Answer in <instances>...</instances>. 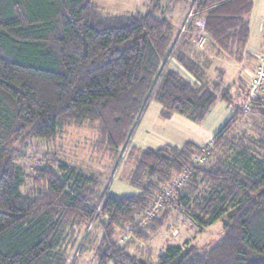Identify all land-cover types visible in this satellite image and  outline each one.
<instances>
[{
    "label": "trees",
    "instance_id": "trees-1",
    "mask_svg": "<svg viewBox=\"0 0 264 264\" xmlns=\"http://www.w3.org/2000/svg\"><path fill=\"white\" fill-rule=\"evenodd\" d=\"M163 2L177 6L183 0H148L144 9L123 15L104 14L94 0H0V264H70L80 231L94 223L103 234L98 264H264V127L258 157L234 134L245 113L231 86L209 78L208 64L199 61L206 53L193 57L181 50L187 47L184 34L164 17ZM253 5L254 0H191L189 9L200 13L188 23L187 15L185 24L194 29L196 19L205 17L208 49L242 64ZM172 59L199 83L171 69ZM239 96L246 101L245 94ZM250 100L251 112L264 120V95ZM153 101L162 105L163 118L176 114L195 123L224 102L231 118L210 143L216 161L192 167L211 145L191 141L129 149ZM86 124L97 125L99 145L111 157L130 150L123 177L137 194L104 190L99 174L56 153L44 154L31 174L23 173L17 144L53 141L65 128ZM188 167L187 187L174 190L163 204L164 219L145 226L148 231L138 238L151 240L177 212L200 232L224 221L222 239L206 252L187 242L169 245L156 263L130 253L117 240L118 229H136L156 195ZM26 182L30 187L23 193ZM201 186L208 192L194 203Z\"/></svg>",
    "mask_w": 264,
    "mask_h": 264
},
{
    "label": "rangeland",
    "instance_id": "rangeland-1",
    "mask_svg": "<svg viewBox=\"0 0 264 264\" xmlns=\"http://www.w3.org/2000/svg\"><path fill=\"white\" fill-rule=\"evenodd\" d=\"M147 1L148 0H94L106 15H123L137 11V9H144ZM180 5L182 7H178L179 5L172 6L167 2L160 3V8L164 17L177 21L174 22L176 32L179 31L180 35L183 36V34L190 31L194 36L193 40L190 38L191 41H188V46L181 50L185 51L187 54H191L193 57L199 52H201V54L209 52V54H212V57H214L217 52L208 49V44L211 40L210 34L204 46L199 47L196 42L197 37L194 33V29L188 31L185 29L184 32L182 31V29L186 27V19H183L186 13L189 16L191 11H195L198 14L200 10H192V8L186 10L188 2L187 4ZM196 5H198L197 2ZM198 18L206 20L205 17ZM186 40L188 39L186 38ZM262 49L263 45L261 47V50ZM169 63H171V61ZM232 63L236 65L234 62ZM207 64L210 65L209 62H207ZM239 87L240 85L234 87L232 94L237 98L236 103L243 107L245 114L240 117L239 124L234 134L236 137H242L244 142H246V145H248V148L254 154L258 157H263L258 149V143L260 140L259 127H264V120L258 114L251 112L249 93L245 101L243 96H239L242 93V91L239 90ZM243 89L247 90V87ZM261 96L263 95L261 94ZM147 111V114H145L146 116H143V121L141 119V122L138 124V128L130 142L129 149L135 145L138 147L146 145V147H149L148 145H163L162 143L166 139V136H173V134H176V132L168 133L165 129L163 131L161 128L157 129L156 127H154L153 131L145 132L144 126L157 124L159 126L165 123L161 114L160 117L162 118L157 116L156 112L155 114H152V104ZM230 117L231 113L228 111L221 120H219L217 126H214V123H212L209 128L210 133H216L219 131ZM186 122L195 126L187 120ZM176 131L181 136V132L177 129ZM99 137L100 134L98 132V127L95 124H86L83 128H77L74 125L69 126L59 134L56 140L29 139L17 144L16 149L20 154L17 162L22 168L23 173L27 175L33 172L34 166H37V159H40L47 153H56L60 155L61 158L81 166L87 171L99 174L101 187L104 190L117 195L136 194L138 190L135 187L128 185L123 177L125 172V175L129 174L130 168L126 165V161L130 150H120V155L118 157H111L108 151H106L102 145H99ZM210 145L209 148L204 149L201 154L194 157L192 167L208 166L216 161L217 156L212 158L215 153L213 144ZM210 158L212 159L210 160ZM198 161L203 162L199 163ZM191 174L192 168H186L180 175L175 176L171 182L156 195L154 202L146 212L144 218L137 223V231L134 227L127 225L118 229L117 240H120V243L129 247L130 253H133L138 257L140 256V258L148 259L152 263H156L158 255L169 245H184L187 242V246H193L200 252H206L222 239L224 236V221L221 220L212 227L206 229L204 232H200L191 219L180 215L177 212H171L168 215L169 217L167 220L165 219V225L160 228L157 233L152 235L151 240L144 241L138 238V236H140L139 232L142 230L147 232V228L152 225L155 220L164 219L165 213L162 211V207H164L170 199H173V192L175 189L182 190L187 187ZM28 187H30V184L26 182V186L22 189V192L26 193ZM207 192V187L201 186L200 192L196 194L198 197L193 198L194 203H198L204 196H206ZM164 202L166 203L164 204ZM103 220H105V218H101L100 221ZM145 226L148 227L144 228ZM102 235L101 230L97 227V223L86 224L80 231L78 240L71 250L70 264H98L97 247ZM87 237L89 238V241L87 240Z\"/></svg>",
    "mask_w": 264,
    "mask_h": 264
},
{
    "label": "crops",
    "instance_id": "crops-1",
    "mask_svg": "<svg viewBox=\"0 0 264 264\" xmlns=\"http://www.w3.org/2000/svg\"><path fill=\"white\" fill-rule=\"evenodd\" d=\"M187 2H188V5H187L186 10H189L188 6L191 0H183L181 4H187ZM178 7H182V6L179 5ZM186 16H187V13L183 19H185ZM249 21H250V37H249V41L247 45L248 57L245 59V61L242 64L234 62L237 65L236 66L230 60L218 54H215V56L212 57V54H209V52H206V54L203 57L201 56L199 58V61L202 63L203 62L210 63V65H208L207 67L208 68L207 71H208L209 78L212 81L214 80L215 82H220L223 85L231 86V93L234 87H236L237 85H240L239 90L242 91V94H245L246 96L249 93V84L251 82V77L254 76L256 73V68L258 65V58L260 54L259 52L262 47V38L264 34V0H254L253 10L249 17ZM174 22H177V21L173 20V23ZM190 35L191 34L188 32L184 34V39L182 40L183 46H188L187 43L188 41H191L190 38L193 40L194 36L193 35L190 36ZM185 36H188V37H185ZM186 38L188 40H186ZM170 61L171 63H169V67L171 69L178 72L182 77L187 79L190 83H199L197 79L194 76H192L181 64H179L176 59H172ZM245 87H247V90L243 89ZM151 104H152V114H155L156 112L157 116L160 117V114L162 113V110H163L162 105L153 101L150 103L149 107L151 106ZM228 111L231 113L230 108H228V106L224 102H218L211 109L210 113L207 115L206 119L202 123H195L183 116L174 114L169 119L164 118L165 123L159 126L158 124L152 125V126H144L145 132L153 131L154 127H156L157 129L161 128L163 131L165 129V131H167L168 133L176 132V134L175 135L173 134V136H166V139L162 143L163 145H148V146L152 148H157V147H161L164 145H172V146L180 147L184 145L186 142L191 141V142L198 144L201 147H204L210 144L213 137L218 132L217 131L216 133H210L209 128L211 127L212 123H214V126H217L219 120H221V118ZM147 112L148 111H146L145 114H147ZM184 119L193 123L195 126L188 124V122H186V120ZM142 121H143V118H142ZM176 129L181 132V136L177 133ZM139 132H140V128H139ZM146 146H139V147L148 148ZM132 195H135V194H132Z\"/></svg>",
    "mask_w": 264,
    "mask_h": 264
},
{
    "label": "built area",
    "instance_id": "built-area-1",
    "mask_svg": "<svg viewBox=\"0 0 264 264\" xmlns=\"http://www.w3.org/2000/svg\"><path fill=\"white\" fill-rule=\"evenodd\" d=\"M192 10H196L195 8H192ZM200 13V12H199ZM198 13V14H199ZM197 12L195 11H191V13L189 14L188 18H187V23L194 17H196ZM187 23L185 24L186 27H184L182 29V31L184 32L185 29H187V31L189 30V28L187 27ZM182 32V33H183ZM194 33L197 37V45L199 47H203L204 44L206 43L208 37H209V33L206 29V20L203 18H198L195 21V25H194ZM262 45H263V49L260 50V54H259V58H258V65L256 68V73L254 76L251 77V82L249 84V96L251 97H255V96H261L264 95V35L262 38ZM199 163H202L203 161H198Z\"/></svg>",
    "mask_w": 264,
    "mask_h": 264
},
{
    "label": "bare ground",
    "instance_id": "bare-ground-1",
    "mask_svg": "<svg viewBox=\"0 0 264 264\" xmlns=\"http://www.w3.org/2000/svg\"><path fill=\"white\" fill-rule=\"evenodd\" d=\"M245 100V99H244Z\"/></svg>",
    "mask_w": 264,
    "mask_h": 264
}]
</instances>
